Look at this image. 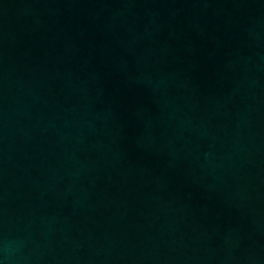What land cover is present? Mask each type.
<instances>
[{
  "label": "water",
  "instance_id": "1",
  "mask_svg": "<svg viewBox=\"0 0 264 264\" xmlns=\"http://www.w3.org/2000/svg\"><path fill=\"white\" fill-rule=\"evenodd\" d=\"M0 264H264V0H0Z\"/></svg>",
  "mask_w": 264,
  "mask_h": 264
}]
</instances>
